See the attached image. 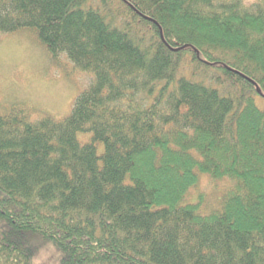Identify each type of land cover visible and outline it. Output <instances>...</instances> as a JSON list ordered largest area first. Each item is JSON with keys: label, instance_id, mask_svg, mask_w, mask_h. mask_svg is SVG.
<instances>
[{"label": "trees", "instance_id": "obj_1", "mask_svg": "<svg viewBox=\"0 0 264 264\" xmlns=\"http://www.w3.org/2000/svg\"><path fill=\"white\" fill-rule=\"evenodd\" d=\"M22 29L93 79L0 112V264H264V0H0Z\"/></svg>", "mask_w": 264, "mask_h": 264}, {"label": "rangeland", "instance_id": "obj_2", "mask_svg": "<svg viewBox=\"0 0 264 264\" xmlns=\"http://www.w3.org/2000/svg\"><path fill=\"white\" fill-rule=\"evenodd\" d=\"M92 79V73L77 68L66 54L54 58L32 30L22 29L0 35L2 114L20 111L30 121H37L48 115L62 120L71 113L76 97ZM88 137V134H80L82 140ZM230 185L231 182L227 180L215 185L208 177H204L193 194L203 190L205 206L209 205L210 208L218 202L221 187ZM51 246H45L37 253L36 264L60 263V252Z\"/></svg>", "mask_w": 264, "mask_h": 264}]
</instances>
